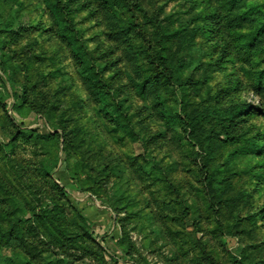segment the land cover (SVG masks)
Masks as SVG:
<instances>
[{
	"label": "rangeland",
	"instance_id": "374dc122",
	"mask_svg": "<svg viewBox=\"0 0 264 264\" xmlns=\"http://www.w3.org/2000/svg\"><path fill=\"white\" fill-rule=\"evenodd\" d=\"M129 4L146 39L153 24L200 25L195 47L181 53L193 63L152 68L172 85H136L98 0H0V213L15 211L14 219L1 213L0 225L4 216L16 219L31 236L25 200L33 193L37 207H52L49 173L85 216L104 264H264V79L255 83L264 63L250 66L228 33L207 30L203 12L229 13L219 1ZM221 107L237 111L233 121L209 116L203 126L215 141L199 148L196 137L207 133L191 134V124ZM117 116L135 139L116 126ZM248 139L259 149L250 152ZM4 192L22 194L16 207ZM33 237L40 253H30L43 264H101L72 246L49 247L37 231Z\"/></svg>",
	"mask_w": 264,
	"mask_h": 264
},
{
	"label": "trees",
	"instance_id": "16d2710c",
	"mask_svg": "<svg viewBox=\"0 0 264 264\" xmlns=\"http://www.w3.org/2000/svg\"><path fill=\"white\" fill-rule=\"evenodd\" d=\"M44 1L49 2L50 0ZM130 1L131 0H98L103 9V19L108 29L109 36L122 44L123 52L130 66L134 67L137 76L135 78H138L136 85L138 87H145L148 84L150 87L158 88L166 82V76L161 72H155L152 68L183 67L193 63L191 61H183L181 59V53L185 49L190 50L195 47L196 42H194V36L197 31L200 30V25L197 23L188 30L177 27L168 31L165 26L158 27L156 24H153V32L151 36L146 39L139 35L141 33L140 27L137 23L132 21V14L129 13ZM196 1L197 0H192V2ZM215 1H219L221 6L223 4V6L229 10V13L221 16L219 15V8L217 11L213 9L203 13L202 10H200L198 13L204 15V19L207 22L205 23L207 30L214 32L217 28H222L224 33H228V40H234V47L238 48L240 54H244L248 57L250 66L257 67L260 63H264V44H262V40L264 39V2H258V0ZM200 4L201 3L198 1V3H194V7H198ZM56 8V4H50L52 12H54ZM198 18L200 17L196 14L195 19ZM221 20L223 23L219 27L218 24ZM244 20L247 21V23L242 22ZM63 32H66V28ZM67 40L69 44H71V39L69 37H67ZM76 53L79 56L82 55L80 49H78ZM202 62L203 61L200 60L198 63H194L193 67L199 69V67L203 65ZM256 72L255 76H257V79L255 83L259 87L262 85L261 81L264 79V66ZM175 78H177V76H175ZM166 85H172V83L168 81ZM88 86L92 92L101 95L95 89L94 85L90 84ZM262 86L264 87V85ZM236 112V110L224 112V107H221V109H213L211 115H209V113H203L199 118H195V121L191 124L190 133L193 134V132L197 130L200 133H207L203 138L199 136L196 137L198 147L206 150V144H204V142L209 139L215 141L214 137L209 135L211 130L205 131L203 126L207 118L219 115L221 119L230 122L233 121ZM118 117L119 116L116 118L118 122L116 126L123 129V133L131 140L135 139L133 132L129 130ZM171 117L172 115L168 116V118ZM180 117L181 121L184 122L186 120L187 123L191 119V116H184L181 114ZM171 121H175V119ZM220 133H222V131H220ZM55 134L49 133L47 137L52 138L51 136ZM224 136L225 139L228 140L229 135L224 133ZM249 140L250 139H248L246 145L247 149L250 152L258 150L259 147ZM209 147H211L210 143ZM205 152L207 156L208 153L207 151ZM13 173L20 178L18 171L16 172L14 169ZM44 177L48 180V184L54 192V195L51 196L52 207H41V205L37 207L34 202L33 193L31 196L29 195L30 200H25L26 206L29 207L27 209L28 211L24 210V212L31 213L32 215V223L29 224L31 236L26 235L23 228L24 223H16L19 222L16 219V222L13 221L12 223V220H7L5 216L2 217L4 223L0 225V264H35V259H37L38 263L43 264L44 261H42V257L39 255L40 252L37 250L39 248L32 242V240L35 239L33 237V232L35 231L44 238L46 244L51 248H58L65 251L75 249L80 256L95 257L97 261L104 264L102 257L103 249L101 244L93 238L85 216L71 205L63 192V188L55 183L49 173H45ZM207 178L209 184L213 185L216 180L213 175ZM221 180L223 179H220V181ZM4 194L6 195L5 192ZM16 196H22V194H8L5 196L7 203L10 204L12 208L16 207ZM66 208H69L71 212L68 213ZM19 211L23 212V210L20 209ZM1 213L6 214V216L10 214L12 219H14L15 211H10V213L1 211ZM173 218L175 220L178 219V217ZM27 221L29 220L24 219V222ZM118 221L120 223L121 218L118 219ZM121 241L122 236L120 240H118V244ZM36 245H40V243ZM70 246L72 247L70 248ZM3 248H9L11 250L10 256L2 255L1 250ZM31 249H36L39 253L33 251L31 254Z\"/></svg>",
	"mask_w": 264,
	"mask_h": 264
}]
</instances>
